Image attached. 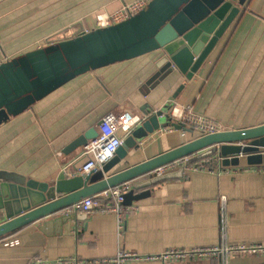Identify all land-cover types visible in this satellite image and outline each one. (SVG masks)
I'll use <instances>...</instances> for the list:
<instances>
[{"label":"crops","instance_id":"1","mask_svg":"<svg viewBox=\"0 0 264 264\" xmlns=\"http://www.w3.org/2000/svg\"><path fill=\"white\" fill-rule=\"evenodd\" d=\"M135 1L0 0V64L46 47L49 37L74 23L83 22L92 31L97 14L113 13ZM170 69L162 51H154L60 85L0 123V170L50 184L81 175L82 149L71 153L67 149L80 136L97 130L110 113L142 120L156 112L170 117L173 106L189 105L227 131L264 126V0H247L240 7L191 80ZM187 129L174 128L145 145L137 143L112 173L203 136ZM129 134L120 135L125 140ZM193 163L204 170L177 165L160 178L153 171L128 182L138 199L125 205L129 213L121 235L116 214L97 210L75 220L70 231L65 223L43 226L63 214H78L76 204L0 240V264H116L120 252L142 259L124 264H221L219 259L146 258L217 246L223 235L233 245H264V164L248 165L246 156L240 157L239 166H225L217 156ZM95 173L101 177V170ZM221 197L226 199L225 233ZM98 201L106 204L101 196ZM13 240L19 244L5 245ZM229 264H264V253L233 256Z\"/></svg>","mask_w":264,"mask_h":264},{"label":"water","instance_id":"2","mask_svg":"<svg viewBox=\"0 0 264 264\" xmlns=\"http://www.w3.org/2000/svg\"><path fill=\"white\" fill-rule=\"evenodd\" d=\"M247 0H151L145 11L107 28L87 31L83 22L57 32L46 47L0 64V114L16 116L29 104L69 80L105 65L162 51L170 70L191 80L239 14ZM1 115V116H2ZM0 116V119H1ZM186 130L163 112L145 116L119 147L114 158L95 172L76 175L55 183H40L15 172L0 170V239L23 227L44 221L82 200L121 184L137 180L158 168L189 158L190 163L217 156L223 165L264 164V126L240 131L203 135L155 159L112 173L140 141L158 130ZM98 135L96 129L80 136L67 149H82ZM66 151V153H67ZM192 156V157H191ZM138 197L131 191L125 205ZM66 213L48 224H67L86 214ZM67 232V231H66Z\"/></svg>","mask_w":264,"mask_h":264},{"label":"built area","instance_id":"3","mask_svg":"<svg viewBox=\"0 0 264 264\" xmlns=\"http://www.w3.org/2000/svg\"><path fill=\"white\" fill-rule=\"evenodd\" d=\"M151 0H137L133 3L124 4L119 10L113 13H100L95 17V29L107 28L113 25L120 24L129 20L133 16L145 11ZM170 117L174 122L190 127L202 135H213L217 133L227 132V128L210 118L196 113L193 107L186 106H173L170 111ZM140 119L131 114H114L106 115L98 124V135L95 139L89 141L80 152V160L84 164L79 168L81 175H88L97 172L103 166L112 160L119 149L123 145L124 137L120 134H129L135 126L140 123ZM174 127H168L163 130H158L147 138L142 140L141 144L145 145L148 141L154 140L156 137L163 135L164 132L173 131ZM180 166L188 170H204L203 167L197 166L195 163H190L189 158L178 160L169 165L158 168L154 171L156 177H162L167 170L172 167ZM68 167L64 168L66 171ZM133 190L131 183H124L117 187L111 188L99 195L88 197L79 202L75 207L80 213L91 214L94 211L100 213H114L117 217L119 225V235L122 234L123 224L125 217L129 213V208L125 206V197ZM99 196L105 201V205H101L98 201ZM226 205L225 197L220 198L221 208V225L222 231L226 230V216L224 213ZM19 241L13 240L5 243L6 246H16ZM264 253L263 244H243L233 245L226 242L225 235L220 245L213 247L192 248L185 250H172L167 251L158 256L147 257V260H187V259H201V260H217L221 264H229V259L233 256H243L250 254ZM142 260L138 254L129 252H120L117 259L114 261L116 264H124L127 262H134Z\"/></svg>","mask_w":264,"mask_h":264},{"label":"rangeland","instance_id":"4","mask_svg":"<svg viewBox=\"0 0 264 264\" xmlns=\"http://www.w3.org/2000/svg\"><path fill=\"white\" fill-rule=\"evenodd\" d=\"M3 113L0 114V116L2 115ZM6 117V113H4V115L1 116V119H0V123H2L4 121Z\"/></svg>","mask_w":264,"mask_h":264},{"label":"trees","instance_id":"5","mask_svg":"<svg viewBox=\"0 0 264 264\" xmlns=\"http://www.w3.org/2000/svg\"><path fill=\"white\" fill-rule=\"evenodd\" d=\"M7 237V236H6ZM5 237L1 238L0 240L4 239Z\"/></svg>","mask_w":264,"mask_h":264}]
</instances>
